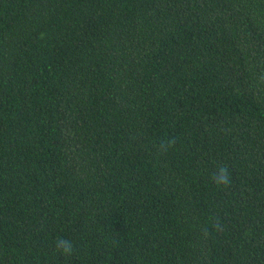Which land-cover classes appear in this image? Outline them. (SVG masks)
Instances as JSON below:
<instances>
[{
    "label": "trees",
    "instance_id": "1",
    "mask_svg": "<svg viewBox=\"0 0 264 264\" xmlns=\"http://www.w3.org/2000/svg\"><path fill=\"white\" fill-rule=\"evenodd\" d=\"M0 264H264V0H0Z\"/></svg>",
    "mask_w": 264,
    "mask_h": 264
},
{
    "label": "clouds",
    "instance_id": "2",
    "mask_svg": "<svg viewBox=\"0 0 264 264\" xmlns=\"http://www.w3.org/2000/svg\"><path fill=\"white\" fill-rule=\"evenodd\" d=\"M175 145V139L172 138L168 140L166 143L161 145L163 151H167L170 147ZM213 182L217 187H228L231 183L230 173L226 166H219L216 173L213 175ZM55 246L57 251H59L62 255L66 257H70L74 252V245L72 241L58 238L55 242Z\"/></svg>",
    "mask_w": 264,
    "mask_h": 264
}]
</instances>
